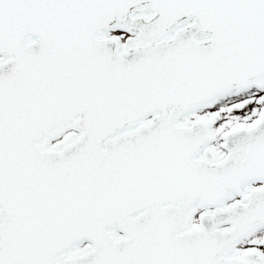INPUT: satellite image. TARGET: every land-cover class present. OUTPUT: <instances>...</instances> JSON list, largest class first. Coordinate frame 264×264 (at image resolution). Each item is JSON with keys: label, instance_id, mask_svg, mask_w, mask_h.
<instances>
[{"label": "snow or ice", "instance_id": "6c2138e0", "mask_svg": "<svg viewBox=\"0 0 264 264\" xmlns=\"http://www.w3.org/2000/svg\"><path fill=\"white\" fill-rule=\"evenodd\" d=\"M0 264H264V0H0Z\"/></svg>", "mask_w": 264, "mask_h": 264}]
</instances>
